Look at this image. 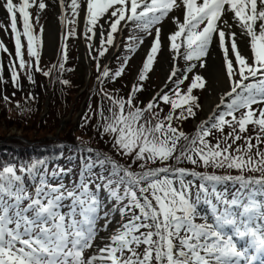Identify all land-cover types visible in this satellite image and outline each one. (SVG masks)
<instances>
[{
	"label": "snow or ice",
	"instance_id": "snow-or-ice-1",
	"mask_svg": "<svg viewBox=\"0 0 264 264\" xmlns=\"http://www.w3.org/2000/svg\"><path fill=\"white\" fill-rule=\"evenodd\" d=\"M59 3L66 9L61 23L72 25L68 37L76 35L82 9L86 40L96 37L97 28H104L101 19L107 18L108 34L104 38L101 31L97 56L92 57L97 60L101 85L105 79L114 81L124 74L131 54L144 43L138 33L153 36V42L128 98L101 87L102 101L111 103L110 114L105 116L103 102L94 113L101 121L96 131L102 133L101 138H110L111 148L123 163L109 153L79 146L76 152L81 168L71 186L63 181L70 170L49 173L43 160L19 167L0 166V264H264V150L260 148L264 142V0ZM2 6L10 15L19 67H26L23 35L35 70L41 71L44 29L41 26L39 34L35 33L29 9L36 6L43 10L47 5L44 0H20L18 4L4 0ZM18 15L23 21L22 33L17 28ZM36 20L38 23L39 16ZM165 21L174 25L167 36L173 67L165 87L174 86L141 107L134 101L144 90L143 82L160 52ZM129 26L132 34L126 48L130 55L114 73L107 67L100 71L99 58L108 50L105 45H113L115 34ZM238 35L247 38L250 55L239 46ZM214 42L222 52L229 90L189 137L173 122L194 117L200 108L199 97L193 93L204 90L207 80L194 69L206 67ZM88 47L92 49L91 44ZM0 49L7 51L3 43ZM67 59L65 44L63 62L53 68L63 73ZM180 59L188 67L180 68ZM189 73L194 74L185 91L181 86ZM43 74L50 76L51 70ZM18 79L13 65L14 85L18 86ZM28 79L35 82L31 75ZM160 103L170 106L164 116ZM84 119L88 122L92 117ZM249 125L258 129L255 137L243 135ZM241 140L243 144H237ZM185 163L193 167L180 166ZM232 171L239 174L232 175ZM246 172L260 175L246 176ZM228 185L235 189L231 198ZM101 192L114 202L113 209L105 210ZM113 210H118L121 223L101 237L106 240L103 246L96 245L99 221L104 220L107 230ZM89 249L93 251L86 257Z\"/></svg>",
	"mask_w": 264,
	"mask_h": 264
},
{
	"label": "rangeland",
	"instance_id": "rangeland-1",
	"mask_svg": "<svg viewBox=\"0 0 264 264\" xmlns=\"http://www.w3.org/2000/svg\"><path fill=\"white\" fill-rule=\"evenodd\" d=\"M65 2L67 5L70 3V0H66ZM3 3L4 0H0V24L4 25V27H0V43H3V45L7 48V51L0 49V65H2V72H0V114L5 112L6 115H4V113L3 116L9 118L12 116L11 114L19 112L22 115L19 118H22V120L18 119V122H21L22 124L32 120H34L32 122L45 120L46 123L49 124L57 122L58 127L56 128V131H58L59 129L63 130V128L69 124L68 121L72 123L71 126L69 125L70 128H76L74 124L75 118L86 115L92 117L91 120L93 124L100 123V117L98 115H94V113L97 112L98 106L102 102L105 116L110 114L108 109L111 107V103L107 99L102 101V94L100 91L101 87L114 96L128 98L132 86L138 83V73L142 69L146 55L150 50V48H145L144 43L139 45L138 50L134 54H131V59L128 61L124 74L121 77L116 78L114 81L105 79L103 85H101L98 80L100 72L97 71V60L92 57L97 56L96 50L99 48V41L102 38L100 33L103 31L104 38H106L108 34L107 28H103V30L97 28L96 37L92 40H86L83 35L84 11L82 9L80 22L78 26H76V35L68 37L67 32L72 25H68V28L63 25L61 29L58 8H47L46 11L42 12V10H39L38 7L35 6V9H29V12L31 13V22L34 21V23L37 24L36 28L34 26L35 33L37 35L39 34L41 26L44 29L43 48L41 50L39 62V68L41 71L35 70L34 58L30 57L28 54L27 39L23 35H21V42L23 45L22 53L26 62V67L21 69L19 67V58L16 57L15 54V34L11 30L10 15L2 6ZM56 13H58L57 28L60 27V29L57 35L56 43H52L49 41L48 29L52 15ZM68 15H70V9L68 10ZM37 16H39L38 23L36 20ZM104 19L105 18L101 19L100 24L103 23ZM17 28L21 33L23 32V21L19 15L17 16ZM128 28H131V26ZM126 30L127 29L124 28L123 31H120V45L117 50L114 51V47L115 42L119 41L118 39H115L113 45L111 46L105 45L108 50L104 57L99 58L100 71H102L104 67H107L114 73L122 65L125 57L130 55L126 48L127 41L124 35ZM118 33H116L115 36H118ZM137 35L144 37L143 33H138ZM65 44L67 45L68 59L64 62L65 71L61 73L57 69L53 68V66H58L61 62H63L62 48ZM89 44L92 45L91 50L88 47ZM163 54L164 46L161 41V49L157 55L153 70L148 74V79L143 82L144 90L136 94V100L134 102L141 107L147 105L153 97H157L156 94L159 93V91L160 93L162 90L170 91L174 86L172 84H168L167 87H165L173 65V59L170 58L167 61L166 66L162 68L161 64ZM13 65L15 66V70L19 77L18 86L14 85L12 81ZM178 66L183 69L188 67V64H182L180 59L178 61ZM205 68L206 67H197L194 69V73L204 76L207 80L204 90L197 89L194 90L193 93L199 97L200 104V108L196 110V115L184 121L173 122L174 126H180L181 130L189 135V137L195 135L201 122L205 121L212 113L215 108V106H212L217 102L215 100L217 92H221L217 91L215 89L216 86L212 83V78L208 72V63L206 70ZM50 70V76H45L43 74L44 72ZM28 75L33 77L35 81L34 83L29 81ZM192 76L193 74L189 75L188 81H185V83L181 86L185 91L191 82ZM63 80H67L69 83L65 85L61 82ZM210 96L213 98L211 104L208 101ZM4 97H8V100H5ZM218 103L219 101L217 104ZM17 105H19V107H17ZM160 108L163 109L161 116L166 115L170 111V106L163 103H160ZM237 115H240V113H237ZM2 121L3 120L0 121V124ZM3 127L4 126L0 127V131ZM225 131L227 132L228 129H225ZM257 132L258 129H256L253 125H249L248 131L243 135L255 137ZM216 135L218 136L220 134L216 133ZM213 142H215V140H213ZM256 142L257 141L255 139L252 140V143L255 144ZM237 144H243V140L238 141ZM261 144L264 145V142ZM114 154L116 156V153ZM116 157L120 158L119 156ZM187 165L189 167H193L190 164ZM180 166L184 167V164ZM68 177V175L64 176L63 179L66 180ZM102 200L106 202V211L113 209L114 204L113 202H109L108 197L104 198L102 196ZM115 211L116 210H113L112 212L111 222L114 221L116 214ZM99 222L101 225L98 227H103L104 220L101 219ZM261 223H264V221ZM116 228L117 226L111 228L110 232ZM104 243H106V240L101 243V246H103Z\"/></svg>",
	"mask_w": 264,
	"mask_h": 264
},
{
	"label": "trees",
	"instance_id": "trees-1",
	"mask_svg": "<svg viewBox=\"0 0 264 264\" xmlns=\"http://www.w3.org/2000/svg\"><path fill=\"white\" fill-rule=\"evenodd\" d=\"M5 113V112H4ZM0 114L1 126H4L0 131V166L11 164L19 167L20 165H27L36 160H43L46 162L49 173L54 170L55 166H50L52 160L56 156L65 153L63 159L68 162L69 168L74 170L75 173H80L81 162L78 158L76 148L79 146L92 147L101 152L109 153L114 156L117 160L124 162L120 158L115 156V151L111 148L110 138L103 136L102 133L96 131L97 124H93L92 120L86 122L84 117H81V121L76 128H70L72 123L63 128L59 132L56 138L55 131L58 127V123L54 124L46 123V121L38 120L37 122H26L22 124L18 122L22 120L21 113L11 114L9 118ZM2 115V116H1ZM6 115V113L4 114ZM10 115V114H9ZM27 121V120H25ZM81 125H85L82 127ZM14 130H20L21 133L17 134ZM51 135L52 137H48ZM80 138V139H78ZM254 144V143H253ZM256 144V143H255ZM88 145V146H87ZM260 148L264 150V145L261 144ZM255 152V149H253ZM58 161L55 160L54 163ZM62 161L61 163L65 162ZM80 164V165H77ZM185 168H192L184 164ZM197 171H204V169L197 168ZM208 171H216L217 174H225L223 170L209 169ZM230 174L237 175L239 173L232 171ZM246 176H259V173L246 172ZM140 251H143L141 247Z\"/></svg>",
	"mask_w": 264,
	"mask_h": 264
},
{
	"label": "bare ground",
	"instance_id": "bare-ground-1",
	"mask_svg": "<svg viewBox=\"0 0 264 264\" xmlns=\"http://www.w3.org/2000/svg\"><path fill=\"white\" fill-rule=\"evenodd\" d=\"M2 10V9H1ZM5 10V9H4ZM66 9L58 8V12L60 17L65 14ZM68 12V9H67ZM177 16H179L178 13H176ZM181 15V14H180ZM107 18L103 20L102 25H104V28H107L108 30V24L105 22ZM57 20H58V13L52 15V19L50 21L49 29H48V36H49V41L52 43H56L57 41V35L59 33L60 27L57 28ZM61 21V20H60ZM63 24L61 23V29H62ZM174 29V25L166 21V25L162 27V31L164 32V39H163V46H164V54L162 57V68L166 66L167 61L171 58L172 59V52L170 51V42L167 39V36L171 34L172 30ZM103 30V29H102ZM234 31L238 32V29H233ZM238 39H240V47L244 50L246 55H250L248 44H247V38H240L238 35ZM162 41V40H161ZM120 41L116 42V45L114 47V50L117 49L118 44ZM151 43L150 41H146L145 43V48H150ZM173 67V65H172ZM172 69V68H171ZM208 72L212 78V83L217 91V96L215 97V100L218 102L220 96L229 90V84L227 81V77L224 72V67H223V59L222 56L220 55L219 51H212L211 54L209 55L208 58ZM225 90V91H223ZM213 98L212 96L209 97L208 101L211 104ZM217 102L212 106L214 107ZM212 109V108H211ZM103 234V233H102ZM100 236V240L97 245H101L104 240L101 239V237H106L104 234Z\"/></svg>",
	"mask_w": 264,
	"mask_h": 264
}]
</instances>
